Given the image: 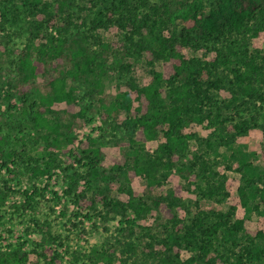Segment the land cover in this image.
<instances>
[{
  "label": "rangeland",
  "instance_id": "rangeland-1",
  "mask_svg": "<svg viewBox=\"0 0 264 264\" xmlns=\"http://www.w3.org/2000/svg\"><path fill=\"white\" fill-rule=\"evenodd\" d=\"M58 1L42 0L41 3L50 5L44 13L35 15L27 0H0V134L6 139L3 145L6 155H0V164L6 160L7 152L15 151L7 160L10 169L0 165V192L4 194L0 201V255L10 259L13 253L17 257L24 255L25 264L45 262L51 252L57 253L60 264H170V260H163L164 255L153 253L164 250L159 242L171 230L161 207L136 219L134 225H127L118 210L107 208L102 202L103 195L126 202L127 187L147 202L174 190L176 204L171 210L189 226H194L191 224L204 212L202 227H210L218 220L219 213L234 209L229 224L243 219L246 230H264V200L259 194L251 196L249 189L243 188L247 194L246 202L242 201L239 188L244 187V181L241 172L234 168L244 154L253 165L264 168V101H256L263 104L258 124L237 135L229 145L209 146L218 138L216 126L208 119L202 123L191 121L184 126V133L194 136L188 138L184 155L176 162L186 164L195 156L204 157L210 170L215 172L209 181L197 180L191 173L182 177L177 167L171 170L159 167L150 183L143 173H130L127 180L118 175L89 183L87 157L93 144L101 150L99 168L107 174H114L116 163L121 164L125 159L131 163L127 152L135 153L130 148L124 123L117 116L108 117L99 98H105L106 102L113 99L119 92L128 90L132 80L149 83L152 66L147 63L144 51L140 55L135 53L129 40V36L134 40L140 36L133 29L137 30L136 23L148 9L141 5L142 0H66L62 9H57ZM215 1L203 0L207 10ZM255 1L259 8H264V0ZM160 2L150 0V4ZM175 2L178 0L170 1L171 9L176 7ZM111 3H120L117 15L123 16L122 24L103 26L100 19L106 20L103 15ZM53 13L55 22L48 23ZM40 19L43 25L37 28ZM64 30L68 32L66 37H74L90 50H96L101 80L97 82L92 77L83 81L67 76V86L75 88L74 105L67 112L65 102L54 103L51 111L45 113L48 126H39L33 115L23 112V105L38 100L39 94L49 93L48 81L58 74L55 63H50L27 88L19 80L17 56L20 50L26 49L35 57L37 47L46 42L47 34L55 39ZM172 31L177 36L181 34V20L165 30L167 35ZM142 32L147 33V29L144 27ZM237 38L240 44L245 42L247 54L264 56V31L256 36L245 32ZM196 42L198 45L183 48L186 57L211 60L215 56L212 42ZM156 67L160 69V64ZM217 71L227 75V79L233 78L230 66L222 65ZM227 79L220 88L210 89L218 104L233 97L232 84ZM24 96H27L26 102ZM237 98L226 111L227 127L248 120L254 113L251 106L254 101L247 102V96L241 94ZM163 140L161 135L139 140L134 147L143 156H153ZM37 166L46 171H37ZM255 186L261 183L256 181ZM126 213L134 217L131 209ZM220 237L211 238L210 250L230 258L241 252V244L246 241L242 238L233 245L230 239ZM198 252L196 244L187 246L182 242L179 258L185 261ZM193 264H204V261L197 258Z\"/></svg>",
  "mask_w": 264,
  "mask_h": 264
},
{
  "label": "trees",
  "instance_id": "trees-1",
  "mask_svg": "<svg viewBox=\"0 0 264 264\" xmlns=\"http://www.w3.org/2000/svg\"><path fill=\"white\" fill-rule=\"evenodd\" d=\"M27 1L33 7L31 13L35 15L44 13L50 5L47 2L41 3L42 0ZM170 1L173 0H161L160 4H150V0H142L141 5L148 11L136 23L137 30L133 29L140 36L136 40L129 36L135 53L140 55L144 51L147 63L152 66L149 83L140 84L132 80L128 83V90L119 92L113 99L106 102L105 98H99L107 116L112 118L117 116L125 125L131 142L130 148L135 152L133 155L127 152L131 163L126 159L121 164L116 163L114 174H107L99 168L101 150L93 144L88 150L87 157L89 183L99 179L106 181L118 175L124 176L127 180L130 173H143L150 183L156 177L159 167L165 170L177 167L182 177L186 178L187 174L191 173L197 180L209 181L215 172L210 170L209 163L204 157L195 156L186 164L176 162L183 157L188 138L194 136L184 133V126L191 121L202 123L206 119L210 120L216 126L215 135L218 138L213 144L207 142L212 147L229 145L237 135L245 133L250 127L258 124L257 119L263 104H257L256 101H264V56L260 58L258 55L247 54L245 42L240 44L237 35L248 32L250 36H256L260 31H264V8H259L255 0H216L215 5L207 10L203 0H178L177 3L175 2L176 7L171 9ZM65 4L66 0H59L54 6L62 9ZM120 10V3H111V6L106 7V13L103 15L106 20L100 19L101 25L122 24L123 16L117 15V11ZM55 16V13L50 15L47 22L54 23ZM133 17L136 18V15ZM177 20H181L184 32L182 31L179 36L176 31L167 35L165 30ZM42 21L43 19L38 20L37 28H42ZM144 27L147 29L145 34L142 32ZM65 30L69 32V29ZM65 30L55 39L47 34L46 42L37 47L35 57H32L26 49L20 50L17 56V70L21 75L19 80L27 88H30L32 80L47 70L50 63L52 65L55 63L54 68L58 74L48 81L49 93L39 94L38 100L23 105V112L33 115L34 122L39 126H48L45 113L51 111L54 103L65 102L68 107L67 112H70L74 105L75 88L67 86V76L83 81L92 77L94 81L101 80L98 75L101 67L96 61V50H90L74 37H66L65 33L68 32ZM197 40L212 42L216 54L211 60L185 56L183 48L198 45ZM64 58H67V63L69 61L71 64H63ZM158 64L160 69L156 67ZM222 65L226 68L230 66L232 79H227V75L219 74L217 70ZM225 79L232 84L230 90L233 97L218 104V101L211 96L210 89L220 88ZM238 94L247 96V102L254 101L251 104L254 113L248 120L243 119L227 127L225 123L229 118L226 116L228 113L226 111L231 108L234 101L238 100ZM26 100L27 96H24V101ZM160 135L164 140L153 156L147 154L143 156L134 147L139 140L145 141ZM5 141L4 136L0 134V155H6L3 151ZM13 154L15 151L7 152L6 160L0 165L10 169L7 160ZM247 159L246 154L242 155L234 166L241 172L244 181V187L239 188L242 201L246 202L247 194L243 188L249 189L251 196L259 194L264 200V168L253 165ZM11 162L14 163V160L12 159ZM36 169L42 173L46 171L38 166ZM256 181L261 183V186H255ZM125 190L128 195L126 202L106 195L102 196V202L107 208L118 210L124 216L123 222L127 225H134L136 219H142L153 210H160L161 207L171 225V230L159 242L164 250L153 253L164 255L163 260H170V264H193L197 258L203 260L204 264H264V230H246L243 227V219H237L229 224L234 209L228 213H219L218 220L210 227H202L201 220L206 216L204 212L191 224L194 226H189L171 210V206L176 204L174 190L165 195L154 196L150 202L137 196L130 187ZM99 191L104 193L100 189ZM2 195L4 194L0 195V201L3 199ZM88 201L94 205L92 200ZM127 209L132 210L133 218L127 216ZM218 235L221 236L220 238L230 239L233 245H237L242 238L246 241L241 244L243 246L240 253L234 254L232 258L228 255L224 257L222 253L210 250L211 238ZM182 242L187 246L196 244L199 249L197 255L181 261L179 254ZM12 255V259L7 255H0V264H25L24 255L21 257H17L14 253ZM34 264H60L59 256L56 252H51L45 262Z\"/></svg>",
  "mask_w": 264,
  "mask_h": 264
}]
</instances>
